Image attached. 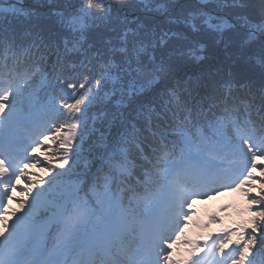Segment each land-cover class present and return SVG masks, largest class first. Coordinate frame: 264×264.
Wrapping results in <instances>:
<instances>
[{"label": "snow or ice", "instance_id": "obj_1", "mask_svg": "<svg viewBox=\"0 0 264 264\" xmlns=\"http://www.w3.org/2000/svg\"><path fill=\"white\" fill-rule=\"evenodd\" d=\"M47 2L48 19L34 23L35 10L0 0V205L30 179L45 132L62 154L55 165L46 158L63 170L57 175L70 174L69 156H81L86 134L91 160L56 199L42 200L41 188L10 230L0 215V264H96L100 252L109 264H199L198 244L173 258V237L194 197L228 188L251 197L250 216L211 238L206 255L217 242L227 255L235 239L231 264H253L257 243L264 252V183L253 191L264 179V0L258 11L253 0ZM21 48L44 81L37 102L46 121L30 138L13 134L32 119L12 62ZM36 183L43 179L25 186L28 195ZM137 215L149 225L139 245L116 248Z\"/></svg>", "mask_w": 264, "mask_h": 264}, {"label": "rangeland", "instance_id": "obj_2", "mask_svg": "<svg viewBox=\"0 0 264 264\" xmlns=\"http://www.w3.org/2000/svg\"><path fill=\"white\" fill-rule=\"evenodd\" d=\"M39 105H31L30 107V111L28 112V114H25L26 116L31 117V125H39L40 122H43L42 119V113L39 109ZM24 125L19 126L16 130L15 133H17V136L23 135L26 136L27 133L26 131H23V127ZM29 151H31V148H29ZM225 166H227V162H225ZM29 173H31L30 179H25L23 176L20 178V184L19 186H17L12 193V199L7 200L6 204L4 205H0V215H6L8 217V224H9V230L11 229V224L12 222L16 219L17 216L21 215L29 206V202L32 201L31 195H28L25 192V186H28L30 181L33 182V179L35 180L36 177H39L35 171H29ZM178 180H181L178 177ZM50 190L53 191H58L59 189L56 188H51ZM238 191V189L234 190L232 188H228V189H220L217 190L214 193H209V195L207 196H198V197H194L193 200L194 202L192 203V207L191 209H188V215L189 218L185 223H182V228L185 225H188L190 222V217L194 214L197 213L199 215L200 219V223L198 224V226L195 228V230L191 233L190 237L188 238V242L189 243L188 246H185L184 244H182V241L180 239L176 240L175 238L173 239V246H172V254H173V258L174 259H178L181 257H184L188 254L189 250L195 246V245H203L205 242V237L209 236V235H215V236H222L226 231H221L220 229H217L209 234H205V232H203V230L205 229V226L203 225V220L206 219L207 215V209L210 205H218V207H221V213L230 208H228L229 206L226 204L227 200H234L235 196H236V192ZM33 193H35L36 191H32ZM45 194H48V192H44ZM45 197V196H44ZM42 200L45 201H52L56 198H41ZM22 201H25L24 203H22ZM13 213H15L16 215L14 216ZM116 214L117 215H123L122 210L120 208L116 209ZM212 223L215 222V220L212 219ZM131 227V222L128 224L127 227V232L129 230V228ZM149 227V225L147 224V222L145 221L144 223V230H146ZM4 235H7V232L4 233ZM3 239V236H0V240ZM219 245V242H217V246ZM208 247L209 246H205V248H200L199 246V250L197 252V255L199 257H201L202 259L199 260V264H219V262L221 260H219L217 257H215V253H209L206 255V253H208ZM53 248H49V251H52ZM231 253V252H230ZM102 254H104V252H102ZM105 255V254H104ZM106 257H109L107 255H105ZM95 258V257H94ZM249 259L252 261H257L260 262V260H257L255 257H253V255L250 253L249 254ZM227 261L228 263V257H226L224 259V261Z\"/></svg>", "mask_w": 264, "mask_h": 264}, {"label": "trees", "instance_id": "obj_3", "mask_svg": "<svg viewBox=\"0 0 264 264\" xmlns=\"http://www.w3.org/2000/svg\"><path fill=\"white\" fill-rule=\"evenodd\" d=\"M65 0H55V3H64ZM71 2H75V0H71ZM120 2V0H113L114 4H118ZM254 3V8L256 11L259 10L260 4H259V0H253ZM17 6H21L23 7L25 10H35L39 15L40 18L38 21H34V23H43L44 21H46L48 19V8L50 7V5L48 4L47 0H19V3L17 4ZM28 45L25 44L23 47L26 48ZM18 53L19 56L21 54H23V48L18 49ZM13 63H17V68H18V74L20 76V79L23 81L22 85H26L27 87H32L33 88H37L40 86V84L42 83V76L37 72V69L40 68L42 70V66L38 65L36 63H34V59L33 58H29L28 56L25 55V57L23 59H19L18 62L16 61H12ZM212 64L215 63V61H211ZM209 71H215L214 68H209ZM27 77V78H25ZM21 86V85H20ZM71 102V101H69ZM55 123V127H58L59 122H54ZM49 135V140L47 144H42L41 145V149L43 154L45 153V158L50 156L53 160V165L56 164L57 160L55 158L56 153H59L57 151L58 148V144L56 141H54L52 139V136L48 133ZM229 135H233V133L231 131H229ZM94 139V137H92L90 134H86L85 135V144L84 146L89 147V143L90 141ZM49 145L51 146L52 150L54 151L52 152H47V149H49ZM44 156L42 158L39 159L38 161V166L43 167L44 170L46 169H50L48 163L46 162ZM73 160H75V164L72 166V168L75 169H82L83 164L86 162V160H91V156L88 155V151H85V149L82 151L81 156L77 159L76 157H71L69 158V164H72ZM56 167H52L51 170H56ZM260 165L258 163V169L257 172L260 175ZM259 175H256V177H259ZM254 183H259V185L261 183H264V179H254ZM259 185H257L258 190L257 193L260 191ZM84 195V194H83ZM129 193H125L124 198H128ZM249 201L251 200V197H249ZM128 200V199H127ZM256 209L254 208L253 211H255ZM259 240V237L257 238ZM128 245H131L128 243ZM260 248L259 243L256 244L255 248L250 252L253 257H255L257 260H260V262L257 261H253V264H264V252L258 251V249Z\"/></svg>", "mask_w": 264, "mask_h": 264}]
</instances>
